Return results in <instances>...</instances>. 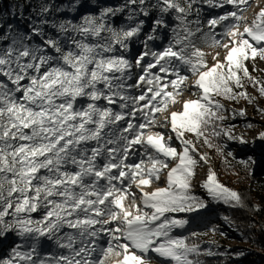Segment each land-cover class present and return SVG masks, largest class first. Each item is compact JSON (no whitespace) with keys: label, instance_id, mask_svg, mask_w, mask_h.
<instances>
[{"label":"snow or ice","instance_id":"snow-or-ice-1","mask_svg":"<svg viewBox=\"0 0 264 264\" xmlns=\"http://www.w3.org/2000/svg\"><path fill=\"white\" fill-rule=\"evenodd\" d=\"M248 3L92 0L97 10L78 20L64 14L79 13L82 0H12L8 11H0V238H18L0 264H148L150 252L164 264H205L201 257L228 255L201 250L173 233L190 223L187 214L199 215L212 202L243 206L241 195L211 169L201 185L207 198L192 192L199 161L185 133L209 147V129L215 137L248 143L231 126L222 127L225 107L217 99L253 102L244 80L264 96V81L245 64L264 60V8L248 23L242 15ZM225 6L232 10L208 19L212 31L205 34L206 43L210 37L226 50L225 63L204 71L193 37L202 31L205 7ZM218 25L222 31H215ZM165 32L168 43L154 50ZM134 44L142 50L133 58ZM185 71L199 73L192 85L197 99L158 118L186 90ZM171 160L176 163L169 168ZM165 169L167 186L145 191ZM43 240L57 252L42 255Z\"/></svg>","mask_w":264,"mask_h":264},{"label":"trees","instance_id":"trees-1","mask_svg":"<svg viewBox=\"0 0 264 264\" xmlns=\"http://www.w3.org/2000/svg\"><path fill=\"white\" fill-rule=\"evenodd\" d=\"M56 2L66 3L67 0H56ZM82 2L84 7L80 8L79 13H65L64 15L75 17V19L78 20L80 15H83L85 12L97 10L92 6V0H82ZM120 2L121 0H101V3L104 4H117ZM11 3L12 0H0V11H8ZM231 10V6H225L223 9H209L205 7L200 16L202 21V31L193 37L194 46L198 47L200 51L204 48H214L215 46L211 44L210 37H208V42H205V34L212 31L209 28L207 21L208 19L217 17L224 14L226 11ZM245 10L246 8L243 10L242 15ZM154 16L155 13L153 14V18ZM167 19L170 24L175 23L172 16H168ZM192 19H195V17H192ZM121 22H123V18H117L116 23L120 24ZM16 23L20 25L22 30H25L24 22L16 21ZM150 27L151 19L148 20L145 31H148ZM215 31L219 32L222 31V29L218 25ZM53 34H55L54 31ZM168 38L169 33L165 32L163 42H155L153 49L162 50L168 43ZM217 39H219V37H217ZM36 42H39L38 39ZM140 50H142L140 45H133V58L135 55L139 54ZM139 71L140 70L138 69L136 70L137 73H139ZM187 72L188 71H185L183 74H186ZM192 76H194V74H192ZM132 83H135V79ZM169 90L171 91V88H169ZM139 94V90L132 92V95ZM255 113H259L258 109L255 110ZM250 123L252 126H256L255 122L251 121ZM191 135L194 136L193 134ZM258 137L249 143L248 147H252L250 149L252 151L256 150L254 154L262 158L261 164L251 167L249 162L246 165L244 162L248 161V159H246L242 154L234 156L228 155L227 153L224 158V166L232 173L235 180L234 191L241 195L243 206L229 207L221 203L218 208L219 215L222 216L223 219L224 217L229 218L228 221H225L224 219V224L211 221L215 216L213 212L212 214H205L203 211L199 214L200 216L197 220H190V223L186 225L185 228L174 230V235L187 237V242L189 244H198L201 250L211 248L213 251L219 253H223L225 250H228L227 256L217 255L215 257H201V259L205 261V264H264V139H260ZM136 162H138V158L136 159ZM199 196L207 198L201 194ZM210 209L211 208H208L207 212H209ZM178 216H185V214H179ZM186 218L190 219V216H187ZM193 233H196V235L193 236ZM221 233L224 234L222 235ZM208 234L212 235L214 239L209 243L204 240V237ZM218 238H223L229 241L237 239L240 244L238 246H228L223 242H219L217 244L215 239ZM17 241L18 238L15 237V235H9L7 238H0V258L7 257L11 248ZM40 250L42 255L57 252L55 246L46 240H43L41 243ZM237 253H243V255L237 256Z\"/></svg>","mask_w":264,"mask_h":264},{"label":"rangeland","instance_id":"rangeland-1","mask_svg":"<svg viewBox=\"0 0 264 264\" xmlns=\"http://www.w3.org/2000/svg\"><path fill=\"white\" fill-rule=\"evenodd\" d=\"M262 8H264V0H249L248 5L246 6V10L243 13V17L247 20L248 23H251V21L255 18L256 14H258ZM243 27L244 25L241 24V31L243 30ZM224 42L226 43L227 41ZM201 52L204 54V61L206 63V67L202 69L204 71H206L208 68L213 67L217 62L225 63L224 57L227 53L226 50L222 47V45L215 46L214 48H204L201 50ZM245 64L251 76L256 77L258 80L264 81V60H261L259 58H256L255 60L249 59L245 62ZM185 75L187 76V88L185 91L182 92L184 93V96H176L174 98V102H170V104H168L166 112L157 114L158 118H163L164 115L170 116L171 112L182 111L183 104L185 101L197 99L198 90L197 88L192 87V85L194 84V81L198 78L199 73H196L194 74V76H192L191 72H187ZM244 89L249 95L255 98L253 102L249 103L247 100L244 99L232 101L223 97H217V99L225 107V111L222 114L226 117V119L222 122V127L228 128L229 126H231L233 134L237 137L242 136L244 140L248 141V143H240L239 140H228L227 137L224 136L215 137L211 135V129H209L208 132L205 133V135L209 139V142L213 145L212 147H209L207 144L204 143L203 138L196 140L195 136H192L190 133H185V139L192 140L195 143L196 153H194V156L199 161L195 169L196 175L192 181V191L197 196L201 194L202 196L206 197V190L201 187V185L207 179L209 169H211V171L215 173L219 183L224 185L226 188L234 191L235 180L232 176V173L228 171L224 166V158L227 153L231 152L234 156L242 154L246 159H248V161L249 157H251L252 161H254V163L250 162L251 167H255L262 163V158L254 154L256 150L252 151L250 150L252 147L248 146L249 143H251L258 137L259 133L264 132V114H262L261 111H259L258 114L255 113L256 109H264V96H261L258 92V89L253 87L248 80H244ZM241 109L244 110L245 115L243 117L239 115L233 117L232 110H236L237 112H239ZM251 121L255 122L256 126H252L250 123ZM153 131H160V129L156 128L153 129ZM173 146H175L178 151L182 150L179 141L173 140ZM217 147L220 148V151H217ZM201 154L207 157V162L199 160ZM175 163L176 160H171L169 163V168L173 167ZM166 186L167 169H165L161 173V179L159 182H154L150 186H145L144 190L153 191L157 187ZM133 189H135V185H133ZM137 202L139 203V200ZM221 203L222 202L211 203L209 206V208H211L210 211H204V213L212 214L213 212L215 216L212 218L211 221H216L219 224H224L225 221L222 216L219 215L218 209ZM129 206L130 202L125 201V207ZM187 216H190V220L193 221L197 220L200 215L187 214ZM204 240L205 242L209 243L211 240L214 239L212 235L208 234L206 237H204ZM215 241H217V244L219 242H223L228 246H238L240 244L237 239L229 241L223 238H218L215 239ZM145 258L148 261V264H164V262L161 261V259L158 258L155 253L150 252Z\"/></svg>","mask_w":264,"mask_h":264},{"label":"bare ground","instance_id":"bare-ground-1","mask_svg":"<svg viewBox=\"0 0 264 264\" xmlns=\"http://www.w3.org/2000/svg\"><path fill=\"white\" fill-rule=\"evenodd\" d=\"M179 96H184V93H181ZM177 99H178V97H177Z\"/></svg>","mask_w":264,"mask_h":264}]
</instances>
